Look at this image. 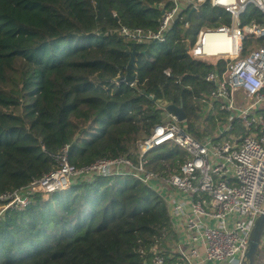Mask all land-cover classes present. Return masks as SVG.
Instances as JSON below:
<instances>
[{
  "label": "trees",
  "instance_id": "obj_1",
  "mask_svg": "<svg viewBox=\"0 0 264 264\" xmlns=\"http://www.w3.org/2000/svg\"><path fill=\"white\" fill-rule=\"evenodd\" d=\"M164 2L169 9L166 0H0V196L54 171L66 147L76 168L120 157L137 166L141 144L171 121L159 101L183 108L180 126L199 142L229 124V114L207 99L213 87L205 78L214 68L188 54L202 29L230 26L224 9L206 0L184 12L165 42L120 35L123 27L158 31ZM262 19L249 6L241 21ZM262 43L245 40L242 56ZM134 50L132 85L120 78ZM189 158L174 143L144 155L146 170L162 178ZM172 229L164 194L124 169L5 211L0 264H151Z\"/></svg>",
  "mask_w": 264,
  "mask_h": 264
},
{
  "label": "built area",
  "instance_id": "obj_2",
  "mask_svg": "<svg viewBox=\"0 0 264 264\" xmlns=\"http://www.w3.org/2000/svg\"><path fill=\"white\" fill-rule=\"evenodd\" d=\"M166 1L171 7L160 4L163 13L158 31L123 27L120 35L139 44L165 42L180 15L189 10L197 12L206 2ZM210 3L230 14L231 24L216 31L202 29L188 54L214 68L205 78L213 87L207 99L229 114V124L214 137L199 142L168 113L171 121L155 127L141 144L137 166L131 159L120 157L76 168L68 160L66 147L56 158L54 171L0 196V217L8 209L26 208L35 194L47 198L70 190L79 180L119 175L128 169L164 194L173 220L170 235L176 239L173 251L179 256L178 264L246 263L251 234L264 213V0ZM249 6L259 10L262 22L243 25L241 18ZM184 27L189 29L190 22ZM249 39L263 43L243 57V43ZM235 121L241 122L244 131L239 133ZM224 134L229 136L222 138ZM167 143L176 144L190 158L178 174L162 178L146 170L144 155ZM151 264H169L163 250H155Z\"/></svg>",
  "mask_w": 264,
  "mask_h": 264
},
{
  "label": "water",
  "instance_id": "obj_3",
  "mask_svg": "<svg viewBox=\"0 0 264 264\" xmlns=\"http://www.w3.org/2000/svg\"><path fill=\"white\" fill-rule=\"evenodd\" d=\"M195 10L192 11L194 13ZM137 52L134 50L131 53V60L129 62V65L127 66V74L125 76H122L120 78L121 82H126L128 84H134L135 78L131 76V68L135 64V56ZM163 109L167 111L170 115L174 116L178 123L182 124L186 122V114L181 107H177L175 105L169 104V103H162L161 101L158 102ZM263 230H264V213L257 219L255 227L253 229V232L250 237L248 251L246 254V263L245 264H254L255 257L257 255V251L263 236Z\"/></svg>",
  "mask_w": 264,
  "mask_h": 264
},
{
  "label": "crops",
  "instance_id": "obj_4",
  "mask_svg": "<svg viewBox=\"0 0 264 264\" xmlns=\"http://www.w3.org/2000/svg\"><path fill=\"white\" fill-rule=\"evenodd\" d=\"M215 40H219V39H215ZM171 232H172V230H171ZM172 234H173V232H172ZM175 244H176V239L175 238H173V235L171 236L170 235V232L169 233H166L164 236H163V239H162V241H161V244H160V249H162L165 253L166 252H168V253H171V254H175L176 255V253L173 251L174 250V247H175ZM177 256V260H178V258H179V256L178 255H176ZM172 258H173V256L172 257H170L169 256V258L167 259V261L170 259V260H172ZM170 264V263H169ZM208 264H216V263H208Z\"/></svg>",
  "mask_w": 264,
  "mask_h": 264
},
{
  "label": "rangeland",
  "instance_id": "obj_5",
  "mask_svg": "<svg viewBox=\"0 0 264 264\" xmlns=\"http://www.w3.org/2000/svg\"><path fill=\"white\" fill-rule=\"evenodd\" d=\"M191 47H194V45H192ZM263 260H264V232L257 251V255L255 257L254 264H262Z\"/></svg>",
  "mask_w": 264,
  "mask_h": 264
}]
</instances>
